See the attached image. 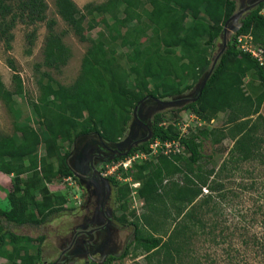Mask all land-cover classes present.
I'll return each instance as SVG.
<instances>
[{
  "label": "trees",
  "instance_id": "trees-1",
  "mask_svg": "<svg viewBox=\"0 0 264 264\" xmlns=\"http://www.w3.org/2000/svg\"><path fill=\"white\" fill-rule=\"evenodd\" d=\"M54 6L79 41L90 45L73 84L63 86L48 72L41 73L39 97L31 103L37 124L43 127L41 132L16 122L13 129L17 137L0 132V173L11 176L10 184L3 189L9 208L0 210V264H47L41 249L44 237L17 236L8 232L7 225L39 226L64 212L66 196L51 193L47 187L72 177L66 158L73 141L97 133L107 142H117L127 131L132 110L144 98L165 99L193 89L209 71L223 27L236 12L234 0H107L83 9L72 0H54ZM47 8L45 0H0V39L7 43L11 38L8 33L13 22L8 26L4 22L7 17L13 18L15 10L31 24L44 23L47 33L42 65L59 71L71 52L63 43L66 31H55L57 22L47 18ZM263 8L264 1L243 16L241 27L228 37L197 100L167 112H177L167 126L161 124L163 114H157L151 140L127 154L148 153L155 139L179 140L184 150L183 155H160L154 162L136 163L131 169L134 180L140 183L138 197L144 206V213L131 222L135 230L131 244L136 253L145 255L146 264H184L186 259L194 263L198 260L191 249L195 235H204L207 230V241L222 238L223 229H218L223 228L219 226L222 221L211 220L206 226L200 218L214 211L220 215L215 197L219 201L225 198L220 177L213 175L214 169H207L212 157L205 159V143L218 146L225 139L233 142L218 170L229 178L245 162L264 165V117L260 113L264 106ZM99 25L104 32L95 39L88 38L86 32ZM33 33L27 43L30 47ZM247 34L263 50L261 62L237 46V38ZM118 48L127 50L120 56L126 65L117 61ZM9 66L14 72L13 87L7 89L0 79V100L16 117L14 97L22 95L24 88L13 62L9 61ZM249 76L259 84L255 96L244 90ZM130 82L133 85L128 87ZM185 112L194 114L203 126L179 139L176 124ZM220 113H227L225 126L212 129L209 126ZM110 180L116 188L117 210L126 208L128 188ZM167 222L173 226L170 234L165 230ZM35 241L38 246L31 250L30 244ZM128 248L119 261L128 255ZM113 262L111 259L104 264Z\"/></svg>",
  "mask_w": 264,
  "mask_h": 264
},
{
  "label": "rangeland",
  "instance_id": "rangeland-1",
  "mask_svg": "<svg viewBox=\"0 0 264 264\" xmlns=\"http://www.w3.org/2000/svg\"><path fill=\"white\" fill-rule=\"evenodd\" d=\"M79 9H83L88 5H100L105 3L107 0H72ZM236 3V12L241 10L239 0H234ZM47 4V18L55 19L57 22L55 31L60 33L66 31L63 38V43L71 52V58L67 62L66 66L62 67L59 71L49 70L43 63V45L46 36V27L44 23L31 24L28 19L23 18L19 15V12L14 11L13 18L7 17L5 20V25H11L12 28L9 30L8 35L11 36L9 41V47H6V41L0 39V79L2 80L5 87L9 90L12 89V75L14 72L9 68V61L13 62L16 69V73L20 75L24 92L22 95L14 97L15 109L18 113L16 117L11 116L4 103L0 100V132L6 135H18L14 134L13 123L18 124H28L33 126L38 132L43 130V127L37 124L38 118L32 111L31 103L37 101L39 97V89L37 82L41 76V73L48 72L50 76L63 86H69L73 84L80 73L81 64L83 56L89 47L88 42H80L79 39L71 32L67 25L62 21V19L56 13V8L54 6V0H45ZM261 14H264V8L261 10ZM244 16V15H243ZM241 17V19L243 18ZM15 17V20H14ZM23 18V20H22ZM239 19L237 23L241 21ZM14 20V21H11ZM87 24V22L85 21ZM84 24V25H86ZM0 26L3 25L0 23ZM34 31V33H33ZM104 32V27L102 25L97 26L93 30L87 31L86 36L91 39H95L98 33ZM34 35V43L30 47L27 43L31 34ZM221 39L217 41V48L213 50V62L217 57L219 51ZM127 50L118 48L116 50L117 61L121 65H126L125 60L120 58ZM133 84L130 82L128 87ZM152 84H150V89ZM197 83L194 85V87ZM258 81L249 76L245 80L244 90L247 94L255 96L259 92ZM193 87V89H194ZM186 92L189 94L193 91ZM184 94V95H185ZM171 98V97H169ZM165 98L163 100H168ZM173 110H165L161 112L163 117L161 119V124L167 126L172 123V118L177 112L167 113ZM165 113V114H164ZM261 115L264 117V106H262ZM227 118V113L218 114L217 119L213 120V123L209 127L212 129H220L225 126ZM129 125V124H128ZM178 132V128H176ZM127 134V131L125 135ZM124 135V136H125ZM233 142L231 140L225 139L218 146H211L209 143H205L202 147V153L205 156H211L212 160L207 164V169H214V174H217L216 178L220 177L218 180L223 184L225 198L219 201L217 196L215 200L220 209V215L214 211L210 214H203L200 216L202 221L206 226L211 225V220H215L218 223L223 222L222 225L223 232L221 234L222 238H218L215 242L212 240L207 241V230L205 234L195 235L191 249L194 250V256L198 259L193 263V260L186 259L184 264H264V165H261L258 161L245 162L243 165L238 166L239 171H236L233 177L229 178L227 173H218V170L222 163L227 159V155ZM64 151V150H63ZM62 151V153H63ZM43 150L40 148L39 154L43 155ZM141 152H135L124 160L115 162L114 160L107 164L105 169V174L108 177L113 178L120 187H127L129 191V203L126 208L120 209L117 215H121L124 221H121L124 232L127 233L128 237L133 240L134 238V226L131 222L134 221L136 217H139L144 213L143 201L138 197V191L140 189V183L134 180V172H132V167L137 163V165L143 161H153L154 158L148 157L146 160L140 159L138 156L135 161H131L130 164L126 165V168L122 166L128 158L135 157ZM138 159V160H137ZM227 175V176H226ZM11 178V176H10ZM70 180H57L53 184L48 185V190L51 193H62L67 198V203L64 212L60 215L53 216L51 219L42 225H26V226H14L7 225L8 232L17 236H27L32 239H37L38 237H44V243L42 245V250L45 251L44 257L47 264H53L58 262L59 259V240L58 238L64 235V227L61 225L67 220V215H69L76 202H78L76 188ZM253 184V186H251ZM207 193V190L203 191ZM214 196V194H213ZM38 195L36 198L38 199ZM217 207V208H218ZM7 211V209H5ZM185 213V212H184ZM183 213V215H184ZM216 213V214H215ZM199 217V216H198ZM168 223V222H167ZM172 223H168L165 227L167 233L170 234L172 231ZM163 236L164 232H160ZM218 235V231L215 232ZM165 239L166 236H163ZM129 246L128 255L122 259V261H116L111 264H146V257L140 252H135L134 245L127 244ZM38 242L35 241L30 244L31 250L37 248ZM134 252L136 253L134 255ZM2 264H8L1 262Z\"/></svg>",
  "mask_w": 264,
  "mask_h": 264
},
{
  "label": "flooded vegetation",
  "instance_id": "flooded-vegetation-1",
  "mask_svg": "<svg viewBox=\"0 0 264 264\" xmlns=\"http://www.w3.org/2000/svg\"><path fill=\"white\" fill-rule=\"evenodd\" d=\"M260 1L239 0L242 9L250 8L243 15L255 9ZM153 104V100L146 97L134 107L132 115L136 109V119L131 116L127 134L117 142H107L97 133L82 135L73 141L66 158L72 177L62 180L72 181L68 184L75 186L78 202L70 209L72 212L67 215V221L61 224L65 233L58 238L60 264H104L111 259L116 262L129 247L127 244L131 240H126L131 238L124 232L121 215H117L116 188L111 177L105 174V169L109 162L118 159L130 147L127 153L145 143L142 141L147 132L143 125L152 132L157 115L148 112ZM131 131L133 134L138 131L135 138L130 135ZM128 135L131 138L129 144L120 152L114 144L125 142ZM64 208L67 209L66 206Z\"/></svg>",
  "mask_w": 264,
  "mask_h": 264
},
{
  "label": "water",
  "instance_id": "water-1",
  "mask_svg": "<svg viewBox=\"0 0 264 264\" xmlns=\"http://www.w3.org/2000/svg\"><path fill=\"white\" fill-rule=\"evenodd\" d=\"M263 1L264 0H261L260 2H263ZM248 9H250V8L247 7L245 9H241V10L235 12L229 18V20L225 23V25L223 27V30H222V33L220 35V37H221V44L219 46L220 51H219L217 57L215 58L214 62L212 63L209 71L203 76V78L199 81V83H197V85L194 87L193 91L191 93H189V94H185V95L183 94V95L171 97V98H169L166 101L163 100V99L150 97V99L153 100L154 104H153L152 110L148 111L149 114L150 113L158 114L159 112H163L165 110L180 109L184 105L189 104L191 102H195L197 100V98L201 95L202 89L204 88L205 83L207 82V80H208V78H209V76H210V74H211V72L213 70V67H214L215 63L219 60V58L221 57L222 53L224 52V50L226 48L228 37H230V35L232 33H235L241 27V24L240 23L238 24L237 21L239 19H241L242 15L246 11H248ZM132 116H133L132 117L133 120H135L136 119V109L134 110ZM137 121L140 122L139 120H137ZM143 127H144V130L147 132V136H146V138H144V140L142 142L146 143V142H149L151 140L152 132L147 126L143 125ZM132 134L133 133L131 131L130 135H132ZM135 134H138V131L133 134L134 138L136 136ZM130 139L131 138L128 135L127 140L125 142L115 143L114 144L115 148H117L120 152L124 151L125 148L127 147V145L129 144L128 142H129ZM130 149H131V147L129 148V150ZM127 152H124V153L120 154L119 158L120 157H126L127 154H128ZM82 161H83L82 159L79 160L80 163H82Z\"/></svg>",
  "mask_w": 264,
  "mask_h": 264
},
{
  "label": "built area",
  "instance_id": "built-area-1",
  "mask_svg": "<svg viewBox=\"0 0 264 264\" xmlns=\"http://www.w3.org/2000/svg\"><path fill=\"white\" fill-rule=\"evenodd\" d=\"M238 48L246 54H249L253 58H256L258 61H262L263 50L258 48L253 44L252 38L250 35L239 36L236 40ZM203 124L197 119L194 114L182 113L179 122L176 124L178 128V138H187L190 135V132H194L197 128H200ZM184 150L179 140L171 142H163L161 140L155 139L149 144V152L136 155L135 157L128 158L125 163H122V166L126 168L127 164H130L131 161H135L138 156L140 159L146 160V158H156L160 155L170 158L172 155H183ZM138 160V159H137Z\"/></svg>",
  "mask_w": 264,
  "mask_h": 264
},
{
  "label": "crops",
  "instance_id": "crops-1",
  "mask_svg": "<svg viewBox=\"0 0 264 264\" xmlns=\"http://www.w3.org/2000/svg\"><path fill=\"white\" fill-rule=\"evenodd\" d=\"M10 176L0 173V210L5 211L8 210V203L5 199V195L3 193V189H6L10 184Z\"/></svg>",
  "mask_w": 264,
  "mask_h": 264
},
{
  "label": "clouds",
  "instance_id": "clouds-1",
  "mask_svg": "<svg viewBox=\"0 0 264 264\" xmlns=\"http://www.w3.org/2000/svg\"><path fill=\"white\" fill-rule=\"evenodd\" d=\"M99 135V134H98ZM100 136V135H99ZM127 157V156H126ZM121 158V157H120Z\"/></svg>",
  "mask_w": 264,
  "mask_h": 264
}]
</instances>
